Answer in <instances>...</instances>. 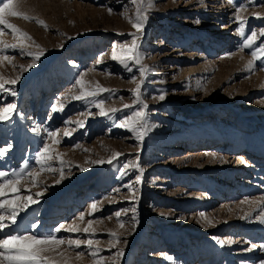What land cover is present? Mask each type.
Segmentation results:
<instances>
[{
	"label": "rangeland",
	"instance_id": "obj_1",
	"mask_svg": "<svg viewBox=\"0 0 264 264\" xmlns=\"http://www.w3.org/2000/svg\"><path fill=\"white\" fill-rule=\"evenodd\" d=\"M18 4V11L43 20L47 29L35 20L6 17L44 54L21 71L19 66L27 68L33 58L20 49L3 53L12 60L0 63V76L20 79L5 85L14 88L15 96L0 92V107L16 105L11 120L0 121V150H6L0 156V171L9 174L7 179L14 178L12 173L25 174L20 192H10L8 198L31 196L36 203L20 212L15 224L5 220L9 226L0 231V239L29 234L92 238L99 241L94 248L103 249L100 255L105 258L123 249L116 264H264V223L258 219L264 211V177L257 178L253 167L239 164L237 157L250 153L264 159V59L256 60L251 70L248 67L252 51L264 44V36H259L264 0H152L139 40L148 69L144 77L140 65L129 62L128 71L111 59L113 45L130 43L129 34L135 32L122 15L127 9L134 16L130 0H18ZM239 5L247 6L240 13L247 21L245 36L258 32L256 45L243 51L245 37L239 35L235 20ZM212 34L224 43L208 52ZM0 39L15 43L10 30ZM82 74L87 89L98 82L110 91L73 99L80 93L76 81ZM141 80V98L147 104L142 141L118 126L142 108L131 92ZM161 94L164 100L159 99ZM101 100L105 109L118 111L99 115L95 104ZM57 101L63 111L53 112ZM77 120L83 126L74 123ZM50 131L58 133L60 143L52 145L53 156L63 154L64 179L56 183L61 164L54 158L48 163L57 170L40 172L34 187L26 173L40 171L37 153L52 144ZM113 152L121 155L108 163ZM137 160L138 169L124 168ZM243 179L251 183L249 187H243ZM127 185L136 190L138 203ZM94 201L100 202L98 210L89 215ZM134 204L135 227L132 213L122 211ZM117 211L122 212L123 228L117 224ZM81 214L83 222L78 219ZM89 219L102 221L93 225L95 236L55 231L62 224L86 227ZM109 231L120 234L117 248L110 249ZM219 240L232 243L221 245ZM65 250L69 264H93L86 246L68 250L65 244L60 251ZM77 251L85 253L83 259H75ZM46 255L61 260L53 253ZM105 264H112L111 259Z\"/></svg>",
	"mask_w": 264,
	"mask_h": 264
},
{
	"label": "snow or ice",
	"instance_id": "obj_2",
	"mask_svg": "<svg viewBox=\"0 0 264 264\" xmlns=\"http://www.w3.org/2000/svg\"><path fill=\"white\" fill-rule=\"evenodd\" d=\"M231 3L232 0H229ZM130 3L135 7V14L134 16H129L127 9L125 10L122 15L128 22L132 25V28L135 29V32L130 33L129 35L132 36L130 43H125L122 45H113L112 52H111V59L118 61L120 64L124 65V67L131 71V67H129V62L134 64L140 65L139 72L141 77L146 76L148 69L143 65L142 54L140 52V37L143 34V29L145 23L148 19V10L153 7L152 0H130ZM19 4L18 0H0V37L6 34V30H10L11 35L13 36L15 43L9 44L5 42L3 39H0V63L7 61L11 63L12 58L4 55L3 53L6 52L7 49H20L21 53L24 55L31 56L33 58V64H29L27 68L24 66H19L21 71H27L31 68L36 61L40 59V57L44 54V49L37 44L34 39L26 32L19 29L16 25L9 23L6 17H19L25 20H35L37 24L47 29V24L43 20H39L35 17L26 15L20 11H18ZM246 5H239L236 7V15L235 20L238 22V32L239 35L245 37L243 42L240 46V50L243 51L244 49L253 48L256 45V41L258 39V32L256 30H251L250 34L245 36V29H246V18L243 17L240 13L242 10L246 9ZM109 14H112V10L109 9ZM257 18H259V15ZM199 23V21H196ZM259 36H264V29L259 31ZM30 42V43H28ZM35 47L38 51H26V49ZM252 59L248 62L249 70L254 66L256 60L264 59V44L255 48L254 51L251 53ZM101 60H98L97 63H100ZM14 68L16 65H12ZM20 76H16L15 79L6 80L3 76H0V92L8 93L12 96L16 95L14 88H8L5 85H15ZM135 83V79L133 80ZM143 80L140 83H136V87L131 89L133 96L135 97L134 103L142 105L137 111H134L130 116H128L125 120L121 121L118 125L119 127L127 128L129 131L134 133V136L137 140L142 141L144 135L147 132V122L145 120L146 113L144 109L147 108V104L141 98V87H142ZM85 80L83 78V74L81 75L80 79L76 81V85L80 87L79 95H74L72 98L75 100H86L89 97H95L99 95L101 92L110 91L109 89L103 88L98 82L89 90L85 87ZM63 99V98H62ZM160 100H164L165 96L161 94L159 96ZM95 107L99 109V115L101 116H108L109 113H115L118 109H105L104 102L101 100L95 104ZM125 108L131 107V105H124ZM64 106L57 101V104L53 106L52 111H63ZM16 105L15 103L7 104L3 107H0V121H9L11 120L13 114L15 113ZM71 122V121H70ZM76 123L79 126H83L82 120H77ZM33 131H38L37 129H33ZM58 133L56 131L48 132V137L51 139L52 144H45L44 147L41 149L39 153H37V163L40 165L39 172H28L26 175L31 178L32 186H36L37 181L36 177L39 176L40 172L43 171H56L48 162L52 159H58L61 168L59 169L60 172V179L56 180V183H60L61 180L64 179V172L63 166L66 163L62 159L63 154H56L55 157L53 156L54 148L52 145L59 144L60 141L57 139ZM65 136L70 135L68 131L64 132ZM76 147H80L77 145ZM6 150H0V156H3ZM121 153L113 152L112 157L109 159L108 163H111L112 160L117 159ZM104 161H96L95 163H103ZM129 167L132 168H139L138 160L136 162H129V164H125L124 168L128 169ZM83 170V169H81ZM126 172L122 171L121 175H125ZM9 174L3 171H0V231H3L9 225L5 223V220L10 221L11 224L16 223V218L20 212L25 211L29 204L36 203L31 196L21 197L19 195H13L12 198H8V193H19L21 181L24 178L25 174L22 173H12L11 175L14 177L13 179H7L6 177ZM142 176V171H141ZM141 176H137L136 183L141 182ZM131 193V199L138 203V198L136 196V190L132 187V185L126 186ZM116 191H119L117 189ZM37 196L42 195V193H36ZM99 201H94L90 205L91 211L89 215H93L98 210ZM125 215L130 211L132 213V221L133 227L135 224L138 223V214L137 208L135 204L130 209L122 210ZM115 218L117 220V224L119 228L124 227V221L121 219L122 212L117 211L115 214ZM201 216L204 219V214L201 213ZM81 222L85 220L83 214H81L78 218ZM107 219H112V217H108ZM261 223H264V211L258 217ZM102 221H94L89 219L87 221V226L81 228L78 224L73 223L72 225L65 228V225H60L55 231L59 232L62 229L72 233H85L89 234L90 236H95L96 230L93 228V225L96 223H101ZM211 223V221H208ZM108 235L111 237L110 249L117 248V245L121 242L120 241V234L116 231H109ZM218 243L221 245L224 244H231L232 241H223L219 240ZM67 245L68 250H75L80 249L82 245L86 246L88 249V255L93 261V264H105L106 259H111L112 264H116L118 259L123 255V249L118 248L114 257L112 258H105L100 255L103 249L98 247L94 248V244H99V241H95L92 238L89 239H68L63 240L59 239L54 235H47V236H36V235H7L5 238L0 239V264H69V257L66 256V250L60 251L62 245ZM255 247V245H253ZM264 247V246H262ZM109 249V250H110ZM47 253H53L55 256H59L61 260H57L52 255H46ZM85 256V253L82 251H77L75 255V259L81 260ZM171 259V258H169Z\"/></svg>",
	"mask_w": 264,
	"mask_h": 264
},
{
	"label": "bare ground",
	"instance_id": "obj_3",
	"mask_svg": "<svg viewBox=\"0 0 264 264\" xmlns=\"http://www.w3.org/2000/svg\"><path fill=\"white\" fill-rule=\"evenodd\" d=\"M211 41L209 43V45L205 48V50L212 51L211 49H213L212 47H221L222 44H220L221 41H223V39H217L215 34L211 35ZM224 43V41L222 42ZM211 46V47H210ZM206 69V68H205ZM244 143H247V138L243 140ZM212 155V154H211ZM239 159V164H242L243 162H248L250 166L253 167L254 171H255V175L257 176V178H263L264 177V168H261V166L263 164H261L262 162L264 163V159H258L253 157V155H251L250 153L247 154H240L239 156H237ZM242 182H245L246 184L243 185V187H249V185L251 184L249 181H246L245 179L241 180ZM239 204V203H237ZM240 205V204H239ZM147 253H143V255H146ZM201 264H203V261L201 262Z\"/></svg>",
	"mask_w": 264,
	"mask_h": 264
}]
</instances>
